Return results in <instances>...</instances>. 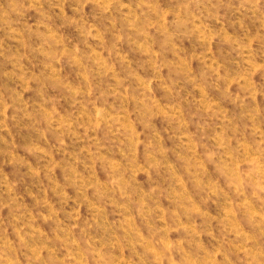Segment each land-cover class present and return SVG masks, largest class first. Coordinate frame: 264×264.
<instances>
[{
    "label": "rangeland",
    "instance_id": "374dc122",
    "mask_svg": "<svg viewBox=\"0 0 264 264\" xmlns=\"http://www.w3.org/2000/svg\"><path fill=\"white\" fill-rule=\"evenodd\" d=\"M0 264H264V0H0Z\"/></svg>",
    "mask_w": 264,
    "mask_h": 264
}]
</instances>
